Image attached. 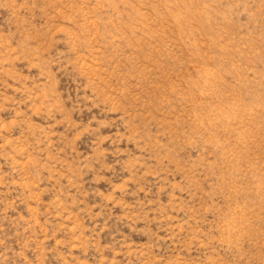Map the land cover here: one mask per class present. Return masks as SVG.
<instances>
[{
  "label": "rangeland",
  "instance_id": "374dc122",
  "mask_svg": "<svg viewBox=\"0 0 264 264\" xmlns=\"http://www.w3.org/2000/svg\"><path fill=\"white\" fill-rule=\"evenodd\" d=\"M0 264H264V0H0Z\"/></svg>",
  "mask_w": 264,
  "mask_h": 264
}]
</instances>
